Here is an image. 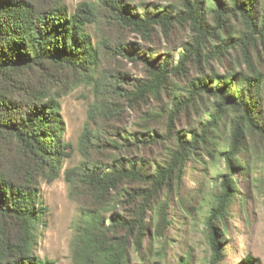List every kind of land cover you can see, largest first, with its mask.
<instances>
[{
  "label": "trees",
  "instance_id": "obj_1",
  "mask_svg": "<svg viewBox=\"0 0 264 264\" xmlns=\"http://www.w3.org/2000/svg\"><path fill=\"white\" fill-rule=\"evenodd\" d=\"M99 1L108 22L145 41L156 29L166 39L175 30L187 31V37L163 56L130 42L108 52L142 66L143 78L117 88L130 107L153 99L156 107L142 116L145 122L156 117L163 131L135 132L117 146L118 155L110 163L65 171V181L72 188L79 185L92 207L80 203L72 264H125L129 239L137 250L141 247L150 203L162 192L178 190L187 162L197 152H214L215 130L233 112L230 138L221 152L225 173L205 219L208 264H218L222 234L215 223L224 231L238 191L233 177L245 164L239 156L244 153V129L264 140V85L250 58L256 41L264 38V0H174L168 6L146 0ZM137 3L144 7L141 13ZM95 8L81 2L69 14L62 0H0V264H55L34 255L35 233L47 211L39 203V183L55 180L70 156L71 146L62 140L58 102L69 86L61 75L69 72L87 80L97 66L101 47L93 46L85 31L97 18ZM236 49L248 73L240 68L218 73L209 67ZM192 117L195 129H177ZM89 134L84 132L81 144ZM171 142L174 147L163 151L158 163L139 156ZM123 205L134 206L130 216L121 213ZM165 208L160 210L164 223Z\"/></svg>",
  "mask_w": 264,
  "mask_h": 264
},
{
  "label": "rangeland",
  "instance_id": "obj_2",
  "mask_svg": "<svg viewBox=\"0 0 264 264\" xmlns=\"http://www.w3.org/2000/svg\"><path fill=\"white\" fill-rule=\"evenodd\" d=\"M81 2L96 5V20L85 27L91 36L92 45L101 47L97 66L91 69L87 80L69 72L61 78L69 90L59 99V114L64 132L62 140L71 146L70 156L63 160L59 176L51 181L39 183V203L47 211L42 215L41 224L35 233L34 255L40 260L55 264H72L71 242L75 235V225L80 218V209H90L91 203L83 196V190L74 188L65 181V171L94 163H110L118 149L131 139L135 132L147 130L163 131L162 123L156 117L145 122L142 113L156 107L153 99L146 103L129 106L122 89L137 83L144 77L141 65H132L118 55H108L119 43L139 44L148 53L163 56L170 49H177L187 37L183 31H173L168 39L156 29L145 41L107 21L106 8L99 0H62L69 14ZM168 6L174 0H146ZM138 6L141 13L143 6ZM181 52V50H179ZM255 70L264 85V38L257 40L250 53ZM177 58L175 59L176 62ZM217 60V59H216ZM209 67L218 73L240 68L249 72L239 49L228 52L220 61H212ZM238 70V69H237ZM195 75V70L191 76ZM179 86H183L177 83ZM166 99L162 102L165 104ZM264 105V101H263ZM233 112L226 114L215 130L216 141L212 153L197 152L188 160L178 190L162 192L145 215L146 229L141 247L137 250L134 240L129 239L125 264H208L211 251L205 219L214 203L219 189L221 175L225 173L221 155L223 144H227L231 134ZM195 117L180 122L181 132L195 129ZM87 130L85 144L82 136ZM244 150L239 170L234 172L237 194L224 218L225 229L220 222L215 227L221 231L222 255L218 264H264V140L244 129ZM118 142V143H115ZM120 146V147H117ZM174 147L173 142L152 149L142 150L141 158L150 163H158L166 149ZM164 151V152H163ZM170 150H167L169 152ZM123 155L125 153L123 152ZM82 206H81V204ZM166 205V222L160 218V210ZM124 216H130L133 205H123ZM129 211V214H128ZM122 235V233H121Z\"/></svg>",
  "mask_w": 264,
  "mask_h": 264
}]
</instances>
